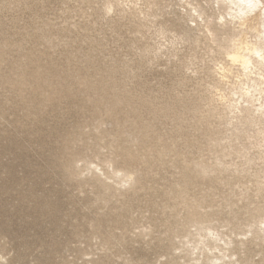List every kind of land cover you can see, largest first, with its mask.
Returning a JSON list of instances; mask_svg holds the SVG:
<instances>
[{"label": "rangeland", "instance_id": "obj_1", "mask_svg": "<svg viewBox=\"0 0 264 264\" xmlns=\"http://www.w3.org/2000/svg\"><path fill=\"white\" fill-rule=\"evenodd\" d=\"M107 2L0 0V264H162L171 230L189 216L176 198L186 175L185 200L200 201L198 212L212 216L214 224L228 217V199L236 202L237 211L250 201L264 203V194L253 190L255 176L264 168L257 159L262 141L247 150L254 162L246 165L241 154L228 155L222 160L229 168L215 178L201 179L185 170L188 163L213 164L221 148L211 149L212 139L221 137L227 145L231 132L219 112L208 116L205 105L190 111L209 94L192 71L204 65L192 63L191 46L179 45L178 56L167 48L164 54L157 52L161 42L167 45L172 38L174 15L168 12L178 9V0H154L150 9L137 1L159 16L150 18L131 14V2L119 3L123 13H108ZM170 19L165 41L158 30ZM115 98L123 102L114 108ZM138 124L149 125L146 143L129 145L122 136L135 133ZM150 133L155 136L149 138ZM248 142L244 137L237 147ZM164 144L169 151L162 159L145 154L149 148L155 155ZM126 146L143 157L126 161ZM71 159L82 176L70 178L64 170ZM107 161L138 169L142 188L126 186L99 200L98 182L92 181L96 176L85 166L104 168ZM239 192L250 198L239 199ZM238 212L241 220L246 218L243 210ZM251 258L258 263L262 255L254 251Z\"/></svg>", "mask_w": 264, "mask_h": 264}, {"label": "bare ground", "instance_id": "obj_2", "mask_svg": "<svg viewBox=\"0 0 264 264\" xmlns=\"http://www.w3.org/2000/svg\"><path fill=\"white\" fill-rule=\"evenodd\" d=\"M137 1H142L145 7L148 6L147 8L149 9L151 5L154 4V0H108L105 9L108 13L118 9L123 13L125 9H121L119 3L131 2L133 4L132 10H130L131 14H141L144 15V17L149 16V18L150 16H158L157 12L149 13V11H146V8L140 7ZM176 4L178 9L172 8L173 10L168 12L174 15L173 27L169 29L173 32V34L171 33L172 38L169 41L166 40L168 28L165 27V23L171 21L170 19L161 24L158 30L159 34L162 38H165L168 44L165 45L161 42L160 46L158 45L159 48L157 52L164 54L167 48L168 50L171 49V54L173 56H178L175 51H177L179 45L184 47L191 46L192 63L196 60L204 65L192 71L195 77L198 75L197 77L199 80H204L206 83V91L209 94L201 98L199 97V104L192 107L190 111L196 113L200 108L199 105H205L208 116H211L215 112H219L220 115H222L221 119L225 124L226 131L231 132V137L230 142L224 146L222 145L223 138L216 137L212 139L210 143L211 149L221 148L220 150L217 149L216 161H213V164L197 163L190 166L188 163L185 166V170L186 172L189 170L194 172L201 179H212V175H215V178L216 173H222L229 168V165L224 164L222 160L224 157L233 153H236V156L241 154L242 157H245L244 163L249 165L254 162L256 158L249 157V155L247 156V150L251 147H260V141L264 142V0H178ZM137 5L139 7H137ZM176 27L179 29L177 30ZM198 48L202 50V55L200 56L197 55L196 50ZM188 68L190 69V67ZM202 74H204L206 78L202 77ZM184 76L187 77L188 75ZM24 82V79H20L19 84L22 85ZM99 101L102 104L107 102L103 98L99 99ZM122 102L120 98L111 100V104L114 108ZM144 120L146 121V119ZM152 124L155 125L156 123L153 122ZM144 125L138 124L135 133L122 136L124 141L129 145H142L146 143L145 131L149 125L146 127ZM155 128L158 129V127ZM249 128H255L254 133L251 135L246 133ZM152 129L153 128H151V131H148V133L153 132L154 130L152 131ZM151 136L155 135H151L150 133L149 138H151ZM157 136L158 134L154 138L158 139L162 137ZM244 137H246L249 142L246 143L243 148L237 147L236 142L244 139ZM154 138H152L151 141L156 140ZM165 138L167 137L163 139ZM159 139L157 141H160ZM169 140L170 139H168V141ZM147 141L150 140L148 139ZM162 142H164V140ZM165 144L164 147H162L163 149L155 155L149 148H145V154H147L149 158L162 159L169 151V148L165 147ZM169 145L171 146V144ZM158 150L160 149L158 148ZM141 153V151L138 153L136 150H132L130 146H126L123 152V158L128 162H133L143 157L144 153ZM257 159L262 160L264 164V150L260 152ZM148 160L149 159L145 160L146 164L148 163V165H150V160ZM107 162L104 168L99 167V164L93 165V168H90L88 165L85 166L87 171H91L93 176H96V180L92 181L98 182L101 191L100 196H98L99 200H105L107 196L111 197L116 191L119 192L126 186L132 188L133 191L142 188V174L138 169L130 165L127 167H118L114 166L109 161ZM75 163V159H71L64 166V170L70 178L80 177L83 174V170L76 166ZM90 164L93 163L90 162ZM185 177L184 179L186 180H184L183 184L178 186L176 190V198L181 199L188 208L189 216L186 221L177 226V228L171 230L170 233L172 236L168 237L171 244L166 248V254L164 255L166 256V261L162 264H264V203L260 205L249 200L250 202H247L238 210H243L242 214L246 216V218L241 220L239 212L233 209L234 206L237 205L236 202L228 199L225 203V207L229 209L228 217L224 219L221 224L217 225L213 223L212 216L198 212L200 201L187 202L185 200V195L190 184L187 175ZM194 184L195 183H193V185ZM253 184L255 186L253 190L257 195L264 194V168L260 175L257 174L255 176ZM221 191H224V189ZM244 191H247V189L245 188ZM246 193L247 192H241L239 194V199H249L250 194ZM212 197L213 196H211V198ZM243 220H245L246 223H244ZM244 226L246 229L242 230ZM224 227L229 228L227 232L221 230V228ZM181 231L182 233H179ZM179 236L184 240L175 243L173 238ZM103 244L108 246V244H110L109 238L104 239ZM255 247L258 248V250H254ZM254 251L262 255L258 263H255L251 258L252 252ZM3 258L4 257L0 255V260ZM129 264L133 263L129 262Z\"/></svg>", "mask_w": 264, "mask_h": 264}]
</instances>
